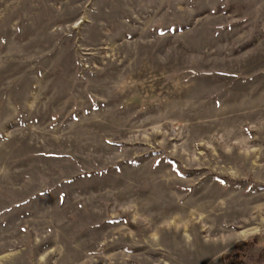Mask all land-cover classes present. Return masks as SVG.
I'll list each match as a JSON object with an SVG mask.
<instances>
[{"label": "rangeland", "instance_id": "obj_1", "mask_svg": "<svg viewBox=\"0 0 264 264\" xmlns=\"http://www.w3.org/2000/svg\"><path fill=\"white\" fill-rule=\"evenodd\" d=\"M257 236L264 0H0V264H227Z\"/></svg>", "mask_w": 264, "mask_h": 264}, {"label": "trees", "instance_id": "obj_2", "mask_svg": "<svg viewBox=\"0 0 264 264\" xmlns=\"http://www.w3.org/2000/svg\"><path fill=\"white\" fill-rule=\"evenodd\" d=\"M260 237H254L247 243L242 244V249L226 257L227 264H264V244L260 245ZM261 246L257 254H250V249L255 246Z\"/></svg>", "mask_w": 264, "mask_h": 264}, {"label": "bare ground", "instance_id": "obj_3", "mask_svg": "<svg viewBox=\"0 0 264 264\" xmlns=\"http://www.w3.org/2000/svg\"><path fill=\"white\" fill-rule=\"evenodd\" d=\"M218 216V215H217ZM210 217V216H209ZM214 226V225H213ZM210 229H211V227H210ZM212 231V230H211ZM215 231V230H214ZM243 233V232H242ZM219 240V239H218ZM220 241V240H219Z\"/></svg>", "mask_w": 264, "mask_h": 264}]
</instances>
